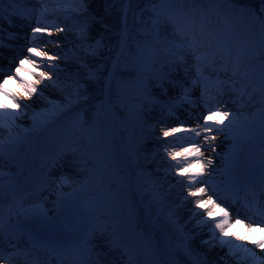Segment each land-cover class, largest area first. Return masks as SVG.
I'll use <instances>...</instances> for the list:
<instances>
[{"label": "snow or ice", "instance_id": "6c2138e0", "mask_svg": "<svg viewBox=\"0 0 264 264\" xmlns=\"http://www.w3.org/2000/svg\"><path fill=\"white\" fill-rule=\"evenodd\" d=\"M112 6L106 3L104 14H99L90 9L89 0H75L74 4L65 5L66 8L72 7L77 14L74 30L47 23V5L38 10H25L24 18L34 20L27 36L28 43L24 46V53L18 57L15 68L8 70L10 75L0 81V97L10 98V103L0 99V129L7 130L0 134V158L12 151V146L20 140L19 135L13 131L18 127L17 119L26 114L30 104L42 99H46L48 107L45 111L49 117H55L59 113L69 114L74 126L85 135L89 143L97 135L111 137L118 128L143 119L146 106L147 110L159 106L169 114H174L175 109L185 104L201 107V117H198L200 122L195 128L166 127L162 138L182 131L185 135L196 137L192 148L199 153L196 158L201 166L199 172L189 171L195 167L188 162L191 149L185 148L183 152H177L175 146H171L165 147L164 151L168 158L177 160L176 164L170 165L172 175L186 189L184 200L195 198L192 201L195 204L193 215L198 218V224L211 225V237L198 242L196 235L178 229L180 235L175 242L160 249L150 234L129 228L126 217L109 213V221L93 219L88 223L69 250L76 254L79 264H132L140 245L145 250L154 252L157 257L162 252L167 264H216L198 246L215 247L213 240H216L220 246L229 245V255L234 256L235 251L231 247L234 241L227 239V227L232 213L222 209L224 216L217 221L207 220V217H213L212 210L206 213L199 210L207 209L209 204L213 208H219L227 202L220 194L224 189L214 183L213 179L220 163L217 153L220 145L215 143L216 134L224 133L225 129L231 130L237 120L232 105L236 104L239 97L244 96L249 86L254 90L259 88L260 103L264 105V0H230L227 5L229 12H234L247 23L249 39L243 51L215 29L203 12L197 16L183 5L165 0H146L138 13L133 12L136 31L141 38H133L130 43L128 13L131 4L130 0L128 3L122 2L119 9L120 51L112 57L110 63H102L103 52H111L104 41L106 34L112 30L106 19ZM34 12H38V18H33L31 13ZM52 31H74L73 55L79 67L75 75L63 81L59 68L65 56H51L48 50H40L45 43H55L56 48L52 51H58L60 38H51ZM9 38L15 39V34L9 33ZM26 64L43 66L48 71L33 72L38 77L35 83L22 80L24 91L13 93L7 88L8 80L21 79L20 73ZM37 85L43 87L38 88ZM49 88L60 92L61 98H45L43 93ZM66 89L70 91L66 92ZM33 96L35 100L31 99ZM25 97L29 99L26 101ZM35 118L34 115V121ZM40 122L46 124L48 121L42 119ZM164 144L169 145L171 142L164 140ZM202 149L216 154V158L206 156ZM71 152V159H66L68 154L64 153L54 160L52 168L59 167L62 170L71 165L76 172L81 171L80 166L84 161L75 155V149ZM180 156L183 159H177ZM96 163L104 170L112 167L107 156L98 157ZM11 176V172L0 168V237L5 238L7 231L20 230L19 221L10 223L15 217L38 221L45 214L38 199L25 204L26 188L15 180L5 179ZM52 182L59 200L65 195L60 189L69 183L68 176L61 171L59 176L52 175ZM260 184L261 198L254 196L241 204L244 212L251 214L245 215V219L264 217V166L261 168ZM38 191L42 192L43 189ZM152 198L162 199L159 192L154 193ZM217 200L220 201L219 204ZM230 207H233L237 217L241 215V207ZM169 219L176 223L173 216L170 215ZM260 226H264V219H252L253 229ZM24 232L37 247H46L50 251L63 249L62 238L49 237L31 227L25 228ZM12 238L18 239L15 235ZM256 246L264 249V240ZM235 249L251 255L254 264H264V258H261L264 257V252L258 256L251 248L242 244H235ZM20 255L27 264H38L35 257L29 259V253L10 240L6 247H0V264H13L14 259ZM153 264H161V261L157 258ZM225 264L229 262L225 261Z\"/></svg>", "mask_w": 264, "mask_h": 264}, {"label": "rangeland", "instance_id": "374dc122", "mask_svg": "<svg viewBox=\"0 0 264 264\" xmlns=\"http://www.w3.org/2000/svg\"><path fill=\"white\" fill-rule=\"evenodd\" d=\"M165 2H178V5H183L190 12L194 11L197 16H200L203 12L215 29L237 49L243 51L249 39L247 23L234 12H229L227 5L230 0H165ZM0 3L5 9H9V11L3 12L7 18L0 20L3 21L0 22V27L7 30L8 33H5L4 30L0 34L2 39L6 38L9 42L14 41L21 45L18 51L20 54L24 53V46L28 43L27 36L30 32V25L34 22L24 19L26 9L38 10L47 5L49 8L45 15L47 23L59 24L73 30L76 27L75 17L77 14L72 7H65V5L75 3L71 0H0ZM130 4L129 12L132 15L128 19L130 35V39L128 35V40L131 43L133 38H141L136 31L133 12H139L143 0H130ZM90 9L92 10L91 7ZM31 15L34 19L38 18V12L31 13ZM20 21H24L25 24H21ZM13 30L22 34H15L16 38L10 39L9 33H12ZM51 38H60L58 51H52L56 48L55 43H45L40 50H48L51 56H65V60L60 63L59 68L60 78L63 81L75 75L79 67L73 55L75 50L74 31H66L65 33L52 31ZM112 57L113 53L105 51L101 62L110 63ZM37 63L39 64V60ZM2 64L6 65L4 61ZM39 71H48V69L43 66L37 67L33 64H26L21 70V79L8 80V90L13 93L23 92L22 80L35 83L38 77L32 73ZM37 87L40 88L43 85H37ZM65 91H70V89ZM43 96L47 99L56 100L61 98V93L49 88L44 91ZM0 99H5L6 102L10 103V98L0 97ZM24 99L27 101L29 98L25 97ZM31 99L35 100L36 98L33 96ZM47 107L46 99L30 104L26 114L17 119L18 127L13 130L14 134L19 135V142L12 146L13 150L5 157L0 158L5 162L4 166L0 165V168L12 173L11 177H5V179L15 180L25 186V203L29 201L31 203L38 199L45 210V214L38 221L25 220L17 216L11 221L13 224L19 221V225L25 223L31 228L38 229L41 234L62 239L63 236H67L66 243L70 241L74 243L86 228L88 222L93 219L109 221V213H112L126 217L129 228L137 231L142 230L150 234L160 249L175 242L180 235L178 229L193 232L190 227L191 221L182 222L180 219L177 220L175 215L179 207L182 206L181 198L184 197L186 189L178 183L175 184L176 187L174 188L160 184L166 178L175 179L170 165L176 164L177 160H172L166 156L165 147L175 146L177 152H183L185 148L191 149L188 162L195 165V167L190 168L189 171H201V166L196 159L199 153L192 148V143L196 142V137L185 135L182 131L175 133L173 136L162 138V132L166 127L195 128L200 122L198 117H201V107L185 104L175 109L174 114H169L159 106L152 110H147L146 106L143 119L118 128L111 137L97 135L91 143L74 126L69 114L59 113L55 117H49L45 111ZM262 108H264V105L260 103L259 88L257 87L254 90L249 86L245 90L244 96L239 97L236 104L232 105L237 120L231 130L225 129L224 133H217L220 138H217L215 143L220 145L217 147L220 163L215 175L216 181L213 182L224 189L225 196H223L225 199L228 197H226L228 187L226 189V184L222 183L228 181L225 176L229 180L239 175L250 176L256 174L264 166V126H262L264 113H262ZM203 114H206V112ZM34 115L36 117L35 121L33 119ZM194 116L197 118V122L189 120ZM42 119L48 122L41 124ZM6 131L0 129V134H4ZM164 140L170 141L171 144L165 145ZM232 143L235 158L229 163L225 161L227 159L225 153L228 152ZM72 149H75V155L84 161L80 166L81 171L69 170V172H64L68 176L69 183L64 184L60 191L65 195L58 200L57 204L48 205L50 204L48 199L56 192L51 180L52 175L59 176L62 170L69 167L67 165L62 170L59 167L53 169V162L64 153L68 154L66 159H71ZM202 150L205 151L206 156L212 155L214 159L216 158V154H212L206 149ZM122 154L129 160V163L133 164V168H129L120 161L123 157ZM184 155H188V153H184ZM100 156L110 158L112 162L110 169L104 170L101 165L96 163L97 158ZM7 158L12 160H7ZM177 159H183V156ZM93 178L95 180L94 184L91 183ZM39 189H43V191L40 192ZM156 192L160 193L161 200H153V194ZM139 193L144 198L145 203L142 202L143 204L136 199L134 200V195L137 196ZM194 199L192 198L189 203L195 205L192 202ZM227 203L229 202L225 204ZM143 205L145 210L147 209L145 213L147 220L142 215ZM210 206L212 205L209 204L208 207ZM170 215L174 217L176 223L170 221ZM150 221L153 223H150ZM210 227L211 225H207L201 228L204 231L196 235L198 242L211 237ZM19 229H21L20 226ZM0 239V247L7 246V243H2V238ZM231 240L234 241V245L231 246L235 251L234 256L229 255V245L219 247L216 240H213L215 247L199 244L198 246L200 251L207 255L209 260L215 261L216 264H218L221 257L230 259L233 264H254L251 255H246L241 249H235V244H244L241 239L237 236ZM20 245L26 246L28 244L23 242ZM39 248L33 250L32 246H29L23 251L28 252L29 259H31ZM44 248L42 251L46 254H60V251L55 252ZM216 248H218L217 255H212ZM8 251L12 250L8 249ZM138 254L146 260L148 259L149 264H153L157 258L161 261V264H167L162 252L157 257L151 250H145L143 245H140ZM22 260L23 264H27L23 256ZM53 264H56L55 260ZM135 264H145L144 259Z\"/></svg>", "mask_w": 264, "mask_h": 264}, {"label": "bare ground", "instance_id": "6f19581e", "mask_svg": "<svg viewBox=\"0 0 264 264\" xmlns=\"http://www.w3.org/2000/svg\"><path fill=\"white\" fill-rule=\"evenodd\" d=\"M4 43H6V42L4 41ZM6 44H10V43H6ZM189 119L192 121L193 118H189ZM194 121H195V118H194ZM218 136L219 135L216 134V137L220 138ZM233 148H234V145L232 143L231 146L228 149L227 154H226L229 157L227 159H225V161H228L229 163L231 161H233L234 158H235L234 157V153H233ZM260 175H261V172L253 174V175H251L248 178H244L241 175H239V178L238 177L233 178L232 182L230 183V191L229 192L234 191L235 193H232L233 196L231 198V200H232L231 202L235 203V205H237V207H239L240 204L237 203L236 199L239 200V202H241V204H242L245 200H251L252 199L251 196L258 195V199L261 198V195H262L261 187L262 186L260 184ZM175 184H177L176 179L171 180V179H167L166 178V179L162 180L160 185L174 188V187H176ZM247 189H251L252 193L248 194ZM236 193H240V194H236ZM243 195L245 196L244 199H242ZM57 196H58L57 192L53 193L52 196L50 197V199H48V202L50 203L48 205H51V204L55 203L58 200ZM191 199L192 198H190L189 201H185L184 197H182L181 198L182 206L179 207V209H178V211H176L175 215L177 217V220L180 219L182 222L191 221L190 227L193 230V232H191V233L193 235H197L200 232L204 231V230H201V228H203V227H205L207 225L198 224V222H197L198 218L195 217L193 215V212H192V209L195 207V205L189 203L191 201ZM223 205H224V208H227L228 210L232 211L231 209L226 207L227 205H225V203H223ZM208 210H212L214 215H213V217H207V220H215V219H218L221 216L222 217L224 216V212L222 210H220L218 208H213V206H210L207 209H200L199 211L206 213ZM243 212H244V209H243ZM244 214L248 215V216H251L250 213H245L244 212ZM252 219H255V220L259 221L261 219H264V217H260V216L252 217V218L249 219L250 222H252ZM229 224L230 225L227 227V231H228V234H229L227 239H230V238L233 239V238H236L237 236L238 237H247V239L241 240V242L244 243L243 245H246L248 248H251L258 255L260 253L264 252V249H260L259 247L256 246L259 242L264 240V227L253 229L250 225H247V224L243 223L242 221H237V220H235L232 217L230 218V223ZM23 227L28 228L29 226H23ZM27 243H30L29 239L27 240ZM219 247H220V245H219ZM45 249L49 250L48 248H45ZM217 253H218V248H216L215 252H212V255H215V254L217 255ZM36 257L38 258V261H37L38 264H41L43 262L41 256L39 254H36ZM20 258H21V255H20ZM139 258L140 257L136 256L134 261H139ZM221 258L219 259L218 264H225V261H228L229 264H233L230 261V259H227V258L223 257L224 259L222 260ZM262 258H264V257H262ZM143 259H144V263L148 264V260H146V258L142 257L141 260L143 261ZM13 263L14 264H23L22 262H20L19 259H14Z\"/></svg>", "mask_w": 264, "mask_h": 264}, {"label": "trees", "instance_id": "16d2710c", "mask_svg": "<svg viewBox=\"0 0 264 264\" xmlns=\"http://www.w3.org/2000/svg\"><path fill=\"white\" fill-rule=\"evenodd\" d=\"M122 2L125 3V0H89V4L92 10L96 11V13L99 14H104L106 3L113 5L112 8L110 9V15L106 16V19L109 21L112 30L106 34L104 41V43L108 46V48L111 49V53L114 52L118 44V40L120 38L119 29L121 27V22H120L121 12L119 11V9ZM145 2L146 0H143L142 7L144 6ZM173 4L178 5V2H174ZM131 15L132 13L129 12L128 19L130 18ZM129 39H130V35H129ZM105 51L108 52L107 50Z\"/></svg>", "mask_w": 264, "mask_h": 264}, {"label": "water", "instance_id": "95a60500", "mask_svg": "<svg viewBox=\"0 0 264 264\" xmlns=\"http://www.w3.org/2000/svg\"><path fill=\"white\" fill-rule=\"evenodd\" d=\"M120 51V50H119Z\"/></svg>", "mask_w": 264, "mask_h": 264}]
</instances>
